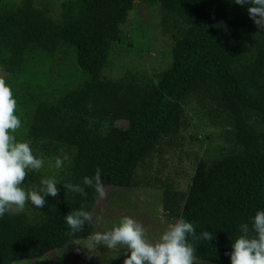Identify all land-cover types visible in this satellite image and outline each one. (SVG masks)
Listing matches in <instances>:
<instances>
[{
	"label": "trees",
	"instance_id": "trees-1",
	"mask_svg": "<svg viewBox=\"0 0 264 264\" xmlns=\"http://www.w3.org/2000/svg\"><path fill=\"white\" fill-rule=\"evenodd\" d=\"M137 4L158 7L157 29L153 17L133 30L131 14L142 8ZM247 7L234 0H0V72L21 120L10 134L43 161L40 170L28 171L22 187L55 179L60 190L55 198L45 197L41 209L28 201L19 214L0 217V264L42 261L87 240L101 198L83 180L97 168L105 190H163L169 219L192 223L197 236L213 234L211 241L187 237L194 258L231 264L228 254L242 235L240 225L248 224L251 235L252 218L264 211V30ZM160 35L170 58L162 70L149 76L121 63L116 75L107 73L116 49L128 45L142 55ZM33 53L75 61L80 79L71 76L77 81L58 96L45 92L44 76L35 71L22 88L12 89L13 81L30 72ZM59 63L54 69L51 64L52 74L66 72ZM193 101L198 118L188 111ZM205 117L223 135L220 151L200 158L180 190L167 170L175 157L168 153L182 150L187 137L207 141L208 134L189 128ZM65 154L69 159L56 168V158ZM69 183L84 187L86 195L65 190ZM80 209L93 217L73 233L64 217Z\"/></svg>",
	"mask_w": 264,
	"mask_h": 264
},
{
	"label": "clouds",
	"instance_id": "clouds-1",
	"mask_svg": "<svg viewBox=\"0 0 264 264\" xmlns=\"http://www.w3.org/2000/svg\"><path fill=\"white\" fill-rule=\"evenodd\" d=\"M237 5H247L249 17L258 29L264 30V0H234ZM16 100L12 90L4 79L0 78V217L5 214L16 215L22 212L26 202L30 201L36 208H43L45 197H57L59 188L55 179H41L40 185L22 187L28 171H38L43 161L33 155L27 142H17L14 135L21 127V120L15 114ZM56 158V168L63 166L64 160ZM83 184L94 187L99 198L106 196L105 186L101 181L100 169L94 177H84ZM64 189L86 195L84 187L65 184ZM73 233L83 229L87 221L92 220L90 212L76 210L64 217ZM99 219V218H98ZM240 235L232 244L231 264H264V211H257L252 218L251 235L248 224L240 225ZM191 236L194 241H211L213 234L204 231L197 236L192 223L180 218L168 225L167 230L155 242L145 238V230L134 219L125 216L118 226L110 231L96 232L87 237V248L106 246L109 249L125 245L130 255L123 264H193L194 247L187 242Z\"/></svg>",
	"mask_w": 264,
	"mask_h": 264
},
{
	"label": "rangeland",
	"instance_id": "rangeland-1",
	"mask_svg": "<svg viewBox=\"0 0 264 264\" xmlns=\"http://www.w3.org/2000/svg\"><path fill=\"white\" fill-rule=\"evenodd\" d=\"M6 2L20 3L22 0H3ZM37 1V0H36ZM38 1H49V0H38ZM138 9L131 14L132 17V28L137 31L140 26L139 21L156 18L154 28H158V7H155L152 12L149 7L137 4ZM54 11H59V7L55 8ZM130 25V24H129ZM126 28L129 31L130 26ZM149 28V26H146ZM151 34V32H150ZM149 34V35H150ZM140 38V36H137ZM167 41L163 35L154 38L152 37V43L149 44L146 51L148 53L142 54L138 48H130V46H124L123 52L120 49H116L114 66L112 70L107 73L110 75H116L118 70L123 69V64L139 68L143 74L155 75L159 70H162L164 66H167L170 62L169 56L163 54L164 42ZM133 50L132 53L128 52V49ZM163 54V55H162ZM32 59L29 64L30 72L24 74V76L13 81L12 89L19 90L22 88L21 83L28 77H31L35 71L40 73V76H44L45 92L49 93L55 91L59 96L64 93L67 88L74 82L80 79L79 73L74 70L76 68L75 61L70 59L66 62L59 55L57 58H51L39 53H33ZM58 59L62 62L59 63L61 69L66 70L63 73H54L50 71V66L54 69L53 65H57ZM67 63V64H66ZM123 63V64H121ZM65 64L69 67L65 68ZM58 66V67H59ZM69 74V75H68ZM78 75L77 80H71V76ZM81 75V74H80ZM6 77L4 72H0V78ZM48 94V95H49ZM189 113L199 117L197 112V105L193 101V108L188 107ZM199 123L195 125L190 123L189 128L193 134L199 133L201 137L207 135V141L202 143L200 138L191 140L187 137L185 145L182 150L172 151L168 153V157L175 156L174 160L170 162V166L167 168L169 176L176 178L177 186L180 190H184L187 185V177L191 175L195 168V163L202 157L207 155L216 156L220 151L223 135L215 131L214 127L210 125L207 118H200L199 120L194 119ZM203 123L207 124L208 127L202 128L201 130L191 129L192 126L202 127ZM123 126H127L126 123H122ZM209 131V133L207 132ZM167 174V172H165ZM164 195L163 190L158 188H124V187H108L106 189V196L100 199L96 208L93 210L95 219V230L96 232L110 231L114 226H118L125 216L134 219L139 222L145 230V238L152 243H155L159 237L167 230V227L172 221L168 218V212L163 209ZM93 217V216H92ZM99 218V219H98ZM87 240H77L71 245L64 249H60L48 254L42 261H19L15 264H82V262H89V264H106L109 260L112 264H116L120 261L123 264L127 256L130 255V251H126L125 245H117L115 248L109 249L106 246L99 245L93 248H87ZM193 264H211L202 260L194 259Z\"/></svg>",
	"mask_w": 264,
	"mask_h": 264
}]
</instances>
